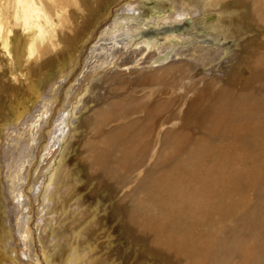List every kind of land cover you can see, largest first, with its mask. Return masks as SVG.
<instances>
[{"label":"bare ground","instance_id":"obj_1","mask_svg":"<svg viewBox=\"0 0 264 264\" xmlns=\"http://www.w3.org/2000/svg\"><path fill=\"white\" fill-rule=\"evenodd\" d=\"M51 1L54 4L48 5L45 0V26L42 20L36 26L30 22L40 14L35 0H20L25 28L17 20L9 30L0 23V48L9 57L13 32L19 26L26 30L29 41H24L28 46L24 53L28 56L13 72L26 88L43 79L48 62L74 54L57 76L48 79L34 109L22 103L11 116L6 135L15 127L29 133L27 150L21 156L27 166L22 173V165L11 181V189L21 195L16 193L22 209L13 215L8 204V216L2 218L0 264H107L108 260L97 259L93 243L85 240L80 246L78 230L71 231L73 243L60 251L63 239L57 236L62 237V231L54 227L67 212L61 200L60 210L55 207V195L61 194V164L75 137L78 115L84 112L81 128L88 127L87 137L99 144L83 147L94 155L100 177L122 172L111 184H128L155 160L143 178L132 181H138V189L149 182L142 201L123 209L126 226L148 240L150 253L182 264H264V48L249 50L247 77L213 74L221 69L224 55L219 43L234 40L231 31L241 26L239 22L245 20L260 33L264 31V0H145L151 1L154 11L167 2L172 7L171 14L148 22L140 20V15L122 20V15L133 14L144 4V0H122L99 19L85 40L81 38L96 22L104 0ZM227 2L246 8L247 16L240 9L220 7ZM3 3H10L13 10L11 0ZM212 8L218 10L217 23L205 27L206 12ZM179 24L192 30L179 33ZM204 38L216 48L204 47L200 42ZM206 67L211 68L209 72ZM129 76L140 78H123ZM238 77L239 83L234 80ZM95 82L102 83L99 95L93 88ZM139 88L147 90L150 98L135 97ZM170 94L172 98L165 102L163 96ZM92 103L96 106L87 113ZM144 205L161 212L162 218L156 220L161 223L142 214ZM20 210H28L25 217ZM46 225L50 234L44 231ZM60 252L64 258L58 263Z\"/></svg>","mask_w":264,"mask_h":264},{"label":"rangeland","instance_id":"obj_2","mask_svg":"<svg viewBox=\"0 0 264 264\" xmlns=\"http://www.w3.org/2000/svg\"><path fill=\"white\" fill-rule=\"evenodd\" d=\"M11 1L13 3V10L15 9V11L12 10L13 12L10 9V3H8L5 6V4L3 3V0L0 1V23H1V25L6 26L7 29L12 28L14 25V21L17 20L20 22L21 26L25 28V25H23L24 19H25L23 16L24 13L22 14L23 4L20 2V0H11ZM36 1L38 2L39 0H35V2ZM47 1L48 0H46V2ZM119 1H122V0H104V3H102V6H101V12L98 14L96 22H93L91 24V27L89 28V30L85 31V33L83 34L84 36L81 38L82 40H85V38L88 37V35H89L88 32L94 30L95 27L98 26V24L100 23V21L103 18V15L106 16L109 12H111L112 9L114 10L115 5H117V3ZM37 2L35 3L36 7L38 8V11L40 12V14L42 13L41 15L44 17H41V15L39 14V18L41 17L42 19L41 18L36 19L34 17V18L30 19V22L33 20L34 22L32 21V23H33L32 25H35L34 23H36L38 20H40V21L42 20L41 22L44 23V26H45L46 23H45L44 19H46V16H45V14H43L45 12V6L47 4L48 5L54 4V1L50 0L47 2V4H46L45 0H44V4L39 1V3H41V5L40 4L37 5L38 4ZM169 3L167 2V4H163L161 6L164 11H161L162 9L160 11H156V10L154 11L151 8L152 7L151 1H145L144 0V4H140L139 7L137 8V10H135L133 14H129V15L125 14V15H122L120 18L122 20L127 21L129 19L136 18L137 17L136 15H140L139 19L140 20L142 19L146 22H148L152 19H158V18H161L164 15L172 12V10H171L172 7H171V4H169ZM227 3H224V5H222L220 7L227 9V10L240 9L238 11L242 12V15L247 13V9L243 8V7L242 8L239 7L237 3H235V2H233L235 4H233L231 2H227ZM233 5H234V7H233ZM235 5H237V6H235ZM227 6H228V8H226ZM20 8L22 9V11H20L21 10ZM214 8H212L213 10L211 9L208 12H206L207 15H209V17H207L206 20L203 22V26L209 27V26H213L214 24L216 25L217 19H218L217 18L218 10H215ZM16 13H18V15ZM245 16H247V15H244V17ZM19 17H20V19H19ZM100 18H101V20H99ZM40 21H38L37 23H41ZM244 21H242L241 23L239 22L238 24H240L241 26L238 25L239 27H237V29L235 28L234 30L231 31V33H233L232 39H234L235 42H233L234 40H229L226 42L222 41L219 43L220 47L218 48V50H223L224 55L221 58V60L219 61V65L221 66V69H219V70L216 69L215 72H213L214 76H218L220 74L226 73L228 77H233L234 75L235 76H241V78L247 77L248 71L245 68V62H247L246 58L250 55L249 50L252 49L254 46L257 47V49L264 48V40H263L264 31H262V33H260L259 31H257L258 29L256 27L250 26L248 24L250 26V28H249L247 23L245 22L246 23L245 24ZM21 26H19L20 32L18 31L19 27H17V29L15 31L16 34L13 32L12 44H11V49H10V51L12 50L11 51L12 55L10 56L11 58L9 57V55H7L8 53H6L5 51H2L4 49L0 48V129H1L0 130V214H1L0 215V228H1L2 224L4 225V223L1 222L3 220L2 218L8 216V204L11 208L10 210L13 213V215H16V213L19 215L18 211H19V209H22L17 204L18 200L16 198V195L18 194V192L16 191V188L11 189V187H12L11 181H12V178H13L14 174L16 173V171L22 165H23L22 173L25 171V168L27 166L25 159L22 158L21 156H22V154H24L25 150H27V142L26 141H27V134H29V133L26 131V129L24 131H18L19 127H15L14 132L16 133V135L14 132H12L10 135H6L8 128L11 127V125H9V123L12 122L11 116L14 117V114L22 107L21 105H23V104H24L23 107L25 106L26 108H29L31 110L34 109L36 107V105L38 104L37 101L39 99L38 98L39 95L42 94V92H44L46 90V82L48 81V79L50 77L53 78V77L57 76L59 74L58 72L60 70L64 69L69 64V61L71 60L70 58H72V56L74 55V54H70L71 56L65 57L63 59H60V60L58 59L55 61L51 60L50 62H48V67H47V70L44 71L43 79L41 78V80L33 81V83H31V86H29V88H26L27 86L22 85V81L20 82V80L22 78H20V79L16 78V76L13 73V72H18V69H20L19 66L22 65L24 62L23 58L26 59V57L28 56V54H26L27 53L26 50L28 48L26 43L29 40L27 39V36L25 35L26 30L23 29ZM179 27H180L178 29L179 33H183L184 31L192 30V27H182L181 24H179ZM255 29H257V30H255ZM17 34L20 36H17ZM21 34H23V35H21ZM196 34H198V33H196ZM260 34H261V39H259L257 41ZM14 39H16V40H14ZM35 40H36V42H40L41 35L38 36L37 38H35ZM195 40H198V39L195 38ZM24 41H27V42L25 43ZM200 42L204 43V45H203L204 47H208L211 49L216 48L215 43L213 41L207 39V38L202 39ZM17 43H18V45H17ZM234 43H237V44H234ZM258 45L260 47H258ZM26 46H27V48H26ZM19 47H20V49H19ZM16 48H18V49H16ZM79 48H81V45L79 46ZM187 48H189V47L187 46ZM23 49H25V50H23ZM17 50H18V52H17ZM19 51H23V52L22 53L20 52L21 53L20 54ZM24 52H26V53H24ZM17 53H19L20 55ZM23 53H24V55L26 54L25 57H24ZM212 57H213V55H212ZM8 60L9 61L12 60L11 61L12 64L8 63ZM14 60H16L17 62ZM62 60H63V62H61ZM13 62L16 65V67H14L15 70H13ZM63 64H64V67H63ZM215 65L216 64L212 65L211 68ZM206 68H208V67H206ZM211 68H208L207 71L209 72ZM125 69H124L123 73L128 74L129 71L125 70ZM46 71H47V73H45ZM238 71H240L241 73ZM109 73L110 72H108L106 74L108 75ZM23 77H25V76H23ZM123 78L127 79L128 81H130L131 78H132V81H137L136 78H140V77L129 76V77H123ZM103 79H104V77H103ZM234 80L239 83L240 78L238 77L237 79H234ZM101 82L93 83V88H95L94 91L96 92L97 95H99V93L103 92ZM234 85H236V83H234ZM20 86H22L23 88ZM130 87L131 88L134 87V84L132 83ZM152 87H154L155 90L160 89V87H158L156 85H153ZM14 88H16L15 89L16 91L14 90ZM27 89L29 91L28 92L29 94H27V92H26ZM30 89H32V90H30ZM24 90H25V93H24ZM125 95L126 94H124L123 96H125ZM142 95L145 96V98H147V99L150 98V93H147V90H144V89L142 90L139 88L135 91V97L136 96L140 97ZM36 96H37V100L35 99ZM163 97H164L163 98L164 101L167 102L172 98V95L170 94V95H166ZM129 99H130V97H129ZM19 105H20V107H19ZM95 106H96L95 103L88 105L86 112L89 113L91 111V109H93ZM84 114H85V112L82 115H78L81 118L78 119V123L80 125L77 124L78 128L76 129V134H75L76 138L74 137V139H72L71 143L69 144L70 145L69 151L66 155V158L64 159V161L61 164L62 166L60 168L61 170L59 173L60 174L59 178L61 179V180L59 179V182L60 181L61 182L59 184V190H60L62 195L59 194V195H57L58 197L55 195V200H58L55 203L56 204L55 207H56L57 211L60 210L59 209L60 208V204H59L60 201L59 200H61V201H63V205L65 207V212L66 211L68 212V213L66 212V214H65L66 217H62V221L60 222V225L54 226L57 229V231L58 230L62 231V232H60L62 237L57 236L58 238L63 239V241L61 243V247H63V248H61L60 251L65 250L68 244L73 243L74 240L72 238L71 231L74 229L75 231H77V230L81 231L82 238H79L80 243L78 242L80 244V246L83 244V242H86L85 240L93 243V245L95 246V255H96V257H98L97 259L103 263H105V261H104V259H105L106 261L108 260V262H106L107 264L108 263H110V264L111 263L112 264H182L181 262L175 263L172 259L167 260V257L161 256L160 254L150 253V251H152V250L149 249L150 244H149L148 240L146 238H142L137 233V231L134 230L132 232V229L129 230L128 227L126 226V222L124 220L125 219L124 218V210L127 209L128 207H132V206L140 203V201H142L143 193L145 192L146 185L148 186V183H149V182H146V185L144 188L138 189L135 187V185L138 181H134V182H132V181L136 180V178L139 180H140V178H143L145 176L146 168H148L150 166L152 167L153 164L155 163L153 161H155V160H150L151 162H148L144 168L140 169L137 172V174L135 176H133V178H132L133 180L131 179L132 180L131 182H130V180L128 181V182H130L128 184H127V182H118L117 184H115V183L111 184L112 181H114L115 176H117L118 174L124 175V173H122V172H120L118 174L116 172H111L108 174L109 176L107 175V177H105V178H102V175L100 177L98 175V168H97L95 162L93 161L94 155L91 152H89V149L87 147L84 148L86 145H88L90 143H94L97 145L99 144L97 141H92L94 139L93 137H87L88 127L81 128V125H82L81 121H82V117L84 116ZM5 124H8V125H5ZM72 128H74V127L72 126ZM11 130H13V129H11ZM107 130L108 131L110 130V126L107 127ZM8 132H10V128H9ZM54 147H55V149L57 148L56 145ZM88 155L91 157H89ZM161 155H162V152H161ZM89 160H91V161H89ZM89 163H91V164H89ZM1 166H2V168H1ZM39 171L40 170H38V172L36 174V176H37L36 181H37L38 177L40 176ZM61 185L62 186L65 185V187H61ZM71 187H73L72 188L73 190L71 189ZM68 188H69V190H68ZM129 189H130V191H129ZM122 190H123V192H122ZM119 193H121V194H119ZM73 194L76 196H74ZM7 195H9L7 197L8 199H6ZM18 196L21 197V195H19V194H18ZM78 199H79V201H81V203L77 205ZM8 202H10V203H8ZM84 202H85V204H84ZM123 202H125V204ZM120 203H122L123 206H120ZM4 204H6V205H4ZM79 205H80V207H79ZM20 211L22 212V215L25 217L28 210H26V211L20 210ZM140 211H142V214L145 217H148V218L155 220V221L160 220L162 218L161 212L158 209H155V207L144 205V206H142V209H140ZM87 216H89V218ZM156 222H160V221H156ZM44 231L50 234L51 230L46 225V227L44 228ZM105 242H106V244H105ZM64 244H66V245L64 246ZM17 249H16L17 254L19 256H22L23 255L22 250H20V249L17 250ZM100 255H101V257H100ZM63 258H64V254L60 252V257L58 259H55V260H58V263H60L63 260Z\"/></svg>","mask_w":264,"mask_h":264}]
</instances>
